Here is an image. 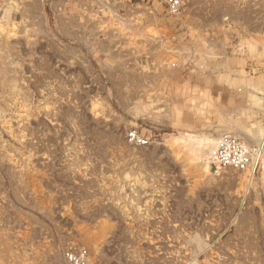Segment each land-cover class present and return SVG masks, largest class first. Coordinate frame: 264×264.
<instances>
[{
	"label": "rangeland",
	"instance_id": "rangeland-1",
	"mask_svg": "<svg viewBox=\"0 0 264 264\" xmlns=\"http://www.w3.org/2000/svg\"><path fill=\"white\" fill-rule=\"evenodd\" d=\"M72 246L264 264V0H0V264Z\"/></svg>",
	"mask_w": 264,
	"mask_h": 264
},
{
	"label": "built area",
	"instance_id": "built-area-1",
	"mask_svg": "<svg viewBox=\"0 0 264 264\" xmlns=\"http://www.w3.org/2000/svg\"><path fill=\"white\" fill-rule=\"evenodd\" d=\"M128 139L139 144L145 143L135 133L129 134ZM254 155V151L244 145L238 138L230 134H224L219 138L217 146L210 154V168L216 173L226 170L245 172L251 168L254 170L256 167V164L253 163ZM88 257V250L82 246H72L65 256L68 264H86L88 263Z\"/></svg>",
	"mask_w": 264,
	"mask_h": 264
},
{
	"label": "bare ground",
	"instance_id": "bare-ground-1",
	"mask_svg": "<svg viewBox=\"0 0 264 264\" xmlns=\"http://www.w3.org/2000/svg\"><path fill=\"white\" fill-rule=\"evenodd\" d=\"M236 110H238V109H236ZM58 255V254H57Z\"/></svg>",
	"mask_w": 264,
	"mask_h": 264
}]
</instances>
